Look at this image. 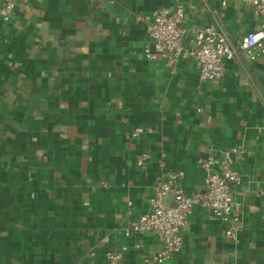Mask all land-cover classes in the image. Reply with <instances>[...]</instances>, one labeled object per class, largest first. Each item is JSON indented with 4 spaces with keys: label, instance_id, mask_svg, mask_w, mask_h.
Returning <instances> with one entry per match:
<instances>
[{
    "label": "crops",
    "instance_id": "crops-1",
    "mask_svg": "<svg viewBox=\"0 0 264 264\" xmlns=\"http://www.w3.org/2000/svg\"><path fill=\"white\" fill-rule=\"evenodd\" d=\"M176 3L188 32L212 25L232 45L260 24L242 0H30L0 19V264H107L122 245L117 264H154L158 235L122 227L150 209L160 172L199 193L197 161L232 147L235 239L194 207L163 264H264V54L239 52L210 81L190 57L173 72L147 60L151 12ZM137 126L151 132L129 136Z\"/></svg>",
    "mask_w": 264,
    "mask_h": 264
},
{
    "label": "built area",
    "instance_id": "built-area-1",
    "mask_svg": "<svg viewBox=\"0 0 264 264\" xmlns=\"http://www.w3.org/2000/svg\"><path fill=\"white\" fill-rule=\"evenodd\" d=\"M30 0H0V19L7 22L18 2ZM251 7L254 16L260 19L259 27L245 33L237 44L232 45L226 36L212 25L187 31L182 26L183 6L176 3L172 10L165 7L154 9L146 25L150 45L143 52L147 60L161 59L173 72L180 59L190 57L198 70L199 81L218 80L223 76V61L234 58L239 52L250 59L264 54V0H242ZM184 41L187 42L185 46ZM151 132L137 126L128 132L131 137ZM235 147L221 152L216 164L215 157L209 154L197 161L203 171V190L188 195L178 184L182 171H162L155 179L152 195L149 197L150 209L135 220L128 221L123 233L129 237L136 233L153 232L160 240V248L152 257L154 264H163L177 254L183 247V234L189 225V215L194 207L208 210L226 226L225 235L235 239L234 226L242 202L233 193V187L241 183V175L233 167ZM164 153L155 158V163L163 168ZM151 158L148 152H141L135 160L142 165ZM263 195V190H258ZM169 196L170 203L163 199ZM139 247V244L136 245ZM127 249L122 245L119 250L104 253L107 264H117ZM93 254V253H91Z\"/></svg>",
    "mask_w": 264,
    "mask_h": 264
}]
</instances>
